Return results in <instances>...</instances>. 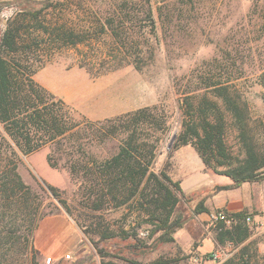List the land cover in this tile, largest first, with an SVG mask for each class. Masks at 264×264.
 Returning a JSON list of instances; mask_svg holds the SVG:
<instances>
[{
	"label": "rangeland",
	"instance_id": "374dc122",
	"mask_svg": "<svg viewBox=\"0 0 264 264\" xmlns=\"http://www.w3.org/2000/svg\"><path fill=\"white\" fill-rule=\"evenodd\" d=\"M17 24L21 28L16 58L28 66L35 82L86 119L112 120L106 123L110 126L116 117L144 107H155L154 113L165 117L166 130L157 144L154 171L166 163L160 166L158 156L173 152L174 136L181 129L184 96L191 95L193 101L206 96L224 109L211 83L228 82L236 90L247 106L251 140L257 151L264 153V0H0V39L8 26ZM67 31L75 36L64 39L62 32ZM71 40L79 43L73 46ZM3 55L12 57L7 52ZM138 58L145 61L141 69L128 63ZM114 60H121L122 66L112 69ZM84 61L89 71L79 67ZM225 118V141L236 165L244 158V149L227 112ZM124 137V133L94 135L84 151L96 159L110 157ZM15 150L17 172L32 192L31 212H48L57 205L44 218L66 214L69 222L55 220L46 229L47 225L40 228L41 219L32 235L33 251L17 264H101L102 259L122 264H264V210H241L251 220L247 222L249 236L239 244H218L215 240L221 223L212 215L225 208L194 212L199 201L224 190L216 191L217 187H242L219 185L232 180L208 167L200 171L194 150L185 149L174 157L191 172L184 184L194 178L213 179L197 193L178 194L173 216L182 224L174 231L173 242L158 241V233L150 236L152 226L128 207L106 210L103 220L96 219L116 230H128V237L119 234L99 240L98 235L85 234V226L77 225L74 219L81 214L82 221L87 214L80 205L78 182L67 168L54 169L46 161L53 146L27 155ZM58 162L62 165L65 159ZM47 184L58 188L71 215L50 196ZM247 185L239 190L241 194L248 190ZM223 193L218 200L238 192ZM46 235L49 237L43 243L49 247L64 237L78 238L79 244L72 251L65 248L67 254L61 259L56 251L47 256L35 247Z\"/></svg>",
	"mask_w": 264,
	"mask_h": 264
},
{
	"label": "trees",
	"instance_id": "16d2710c",
	"mask_svg": "<svg viewBox=\"0 0 264 264\" xmlns=\"http://www.w3.org/2000/svg\"><path fill=\"white\" fill-rule=\"evenodd\" d=\"M21 26H8L0 39V264H17L26 260L33 251L32 235L38 223L52 214L33 213L32 192L17 172L16 150L27 155L44 146H53L46 161L51 168H67L72 179L78 182L80 205L87 210L84 218L79 214L75 221L85 226V234L99 236V240L115 235L126 238L128 230L114 229L96 219L109 209L131 208L142 215L143 222L152 228L150 236L158 233L160 242H173V233L181 227L180 218L173 216L182 193L180 182L168 174L169 161L157 171L153 170L157 144L166 130V119L154 113V108L144 107L127 112L112 120L90 121L71 108L62 98L38 84L31 77V70L16 58ZM64 39L75 36L73 31L62 32ZM63 38L58 40L63 41ZM79 41L71 40L75 46ZM3 52L12 57L7 59ZM121 60L110 64L113 69L122 66ZM132 63L141 69L145 61L138 58ZM87 61L79 67L89 71ZM109 67V68H110ZM213 93L222 101L224 109L206 96L193 101L191 95L182 99L181 129L175 134L172 150L190 145L197 152L205 167L232 180L231 187L264 178V153L257 151L248 131V110L236 90L228 82L211 83ZM225 112L233 119L231 125L238 130L244 149V158L236 165L228 150L225 136L228 128ZM152 129V132H147ZM124 133L117 151L110 157L96 159L84 151L92 136H112ZM64 158L65 162H58ZM50 196L71 215V209L53 185H46ZM225 189V187H217ZM195 213L207 212L201 200ZM237 222L232 226L219 224L215 233L218 244H234L249 236L245 221L246 211L232 213ZM83 223V224H81ZM98 253L102 250L98 248ZM102 256V255H101ZM103 257V256H102ZM101 264H122L102 259Z\"/></svg>",
	"mask_w": 264,
	"mask_h": 264
},
{
	"label": "crops",
	"instance_id": "0c3cea01",
	"mask_svg": "<svg viewBox=\"0 0 264 264\" xmlns=\"http://www.w3.org/2000/svg\"><path fill=\"white\" fill-rule=\"evenodd\" d=\"M185 149H190L192 151L193 150L195 151V149L190 145L180 146L177 149L173 150V152L171 153V155L169 154V156H168V154H166V155L160 154L158 156V163L160 164V166H162L164 161H167L169 159L170 167H169L168 174L170 175V177L173 180H177L180 182V187L185 194L197 193L198 191L202 190L203 188L208 187L209 182L212 181L213 178H207L204 181L196 180V178H194L193 182H190V183L187 182L184 184L183 179L188 177V175L191 174V172H187L185 169L186 167L184 165L181 166L177 157ZM175 156H177V157L174 159ZM198 159H200V157ZM177 164H179V166H177ZM196 165L200 171H206L205 166H204L203 162L201 161V159H200V162L196 161ZM210 176H212V175H210ZM231 183L232 182L220 183L219 185H225V184L229 185ZM262 184H264V180H262V181L258 180V181H254V182L242 183V187L221 190L213 196V198H212V199H214L213 203H212L211 198L205 199L204 206L208 210H211L212 208H225L226 210H228L229 212H232V213L239 212L244 208H247L249 210H264V187H260ZM245 185L248 186L247 187L248 190L241 194L239 190H241V188H244ZM225 191H237L238 193L237 194H230L229 196L225 195L224 197H222L221 199L218 200V195L224 194L223 192H225ZM242 191H244V189ZM208 201L211 202V205L208 204ZM67 218L68 217L66 214H56L54 216H48L41 221L40 228L42 225H47L46 226V229H47V227L51 223H54L53 221H55V220H62V221L67 222L68 221ZM67 223H69V222H67ZM69 226L71 227V224H69ZM48 237H49L48 235L44 236L41 239L40 244H36V246H35L36 249L38 251H40L42 254H45L47 256H48V254H50L52 256L54 254V251H56V253H57L56 255L58 256L57 258H60V259L63 257L64 254H67V252H65V251H64L65 253L63 252V250L65 248L70 247L71 251H72L79 244L78 238L67 240L64 237L63 239L57 240L54 244V247H49L43 243L46 241V238H48ZM50 238H52V237H50Z\"/></svg>",
	"mask_w": 264,
	"mask_h": 264
},
{
	"label": "built area",
	"instance_id": "2783aa9c",
	"mask_svg": "<svg viewBox=\"0 0 264 264\" xmlns=\"http://www.w3.org/2000/svg\"><path fill=\"white\" fill-rule=\"evenodd\" d=\"M213 219L224 224L225 226L229 227L232 226L237 222V218L229 212L228 210L220 209L215 214L212 215ZM251 220V216L246 215L245 221L249 222ZM66 259L69 258L68 255L65 256Z\"/></svg>",
	"mask_w": 264,
	"mask_h": 264
}]
</instances>
